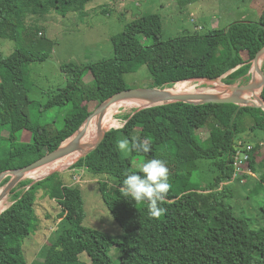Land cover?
Segmentation results:
<instances>
[{
	"label": "trees",
	"instance_id": "obj_1",
	"mask_svg": "<svg viewBox=\"0 0 264 264\" xmlns=\"http://www.w3.org/2000/svg\"><path fill=\"white\" fill-rule=\"evenodd\" d=\"M92 1L0 0V38L18 45L11 55H0V174L36 162L73 137L91 114L83 105L88 98L101 96L103 103L129 89L123 62L143 57L144 65L161 72L163 84L152 87L172 88L182 81L207 78H223L226 85H234L251 79L252 64L244 59L242 49L255 47L258 53L264 48V11L256 22L243 20L206 34L186 33L167 40L162 16L144 15L112 38V58L65 63L61 66L65 83L45 92L44 100L32 98L30 66L46 61L54 43L46 36L38 38L37 26H28L26 19L52 12L66 16ZM89 72L93 81L86 87L83 79ZM261 95L264 99V88ZM52 110H56L53 122L44 124L43 114ZM122 119L126 121L122 128L109 131L98 149L74 164L102 177L97 187L122 232L112 235L86 226L83 189L65 184L60 173L38 182L25 180L11 194L17 188L24 190L0 215V264H29L24 243L40 223V198L60 206L59 218L67 226L35 264H115L111 255L115 246L121 250V264H264V239L254 237L228 198L229 184L239 177L243 182L257 178L262 170L259 179L253 178L249 197L259 206L264 222V111L234 104L178 102L152 107L137 119L129 115ZM24 130L30 132L28 142L22 139ZM199 130L206 131L207 137ZM124 138L130 146L133 141H146L150 151L134 150L126 157L117 148ZM169 142L176 144L175 153L166 149ZM239 142L252 146L248 162L244 161L251 173H236L235 156L244 151ZM151 159L166 162L171 183L160 205L166 212L159 218L148 215L146 202L125 199L116 186L126 174L141 173L142 165ZM201 173L204 176L199 178ZM188 174V179L183 177ZM83 254L89 263L80 260Z\"/></svg>",
	"mask_w": 264,
	"mask_h": 264
},
{
	"label": "rangeland",
	"instance_id": "obj_2",
	"mask_svg": "<svg viewBox=\"0 0 264 264\" xmlns=\"http://www.w3.org/2000/svg\"><path fill=\"white\" fill-rule=\"evenodd\" d=\"M263 11L264 0L257 2L254 8L250 7V0H94L88 3L85 9L70 12L66 16L58 15L55 12L45 16H40V13L38 15H29L26 23L28 26H37L36 28L39 31L38 38L46 36L54 43L53 52L46 61L32 63L30 66L31 80L34 84L32 98L44 100L45 92L65 83L67 76L62 71L61 66L63 64L69 62L80 65L98 63L112 58L114 55L112 38L121 33L127 24L141 16L150 14L161 15L163 18L164 40H167L186 33L198 32L206 34L214 29L228 28L232 23L243 20L256 22L259 21ZM244 16L246 17L244 18ZM195 26L202 28V30H195ZM29 34L30 32L26 35ZM17 46V43L10 39L0 38V55H11L15 52ZM257 51V48H249V46L242 49V56L252 64L249 72L251 80H255L253 62ZM144 61V58L141 57L136 62L122 63V71L125 74L129 89L151 88L155 83L158 85H161L160 83L163 84V74L161 72L154 73L148 66L144 65ZM263 66L264 57L260 58L259 61V68L263 70ZM222 79L218 78L216 81L206 79L186 81H190L191 91L229 95L230 93L226 89L230 85H226ZM92 81L93 76L89 72L84 77L83 82L86 87H90ZM256 81H262L259 73ZM179 83L167 89L177 90ZM245 84L247 83H237L234 86ZM259 92L261 95V90ZM101 103V96H94L88 98L83 105L87 111L93 113ZM151 108L146 107L145 104L135 103L133 106L124 105L120 108H113L116 114L115 126L108 130L122 128L126 124V121L122 118L127 115L137 119L141 113L151 111ZM35 112L38 113L37 111ZM55 115L56 110L44 113L42 122L44 124L52 123ZM137 124L138 127H141L139 122ZM13 127L20 128L21 125ZM198 134L203 138L208 135L203 130H199ZM21 135L23 141L28 142L30 140L29 131L24 130ZM165 147L172 153L177 150V146L173 142L166 143ZM123 154L129 158L131 156V152L123 151ZM76 162L77 160L48 175L58 172L61 174L65 184L81 186L87 211L86 226L102 231L106 230L112 235L120 234L122 232L121 227L104 204L101 192L97 187L98 181L102 177L92 176L85 173L84 170H78L74 167ZM261 172L262 170L256 174L258 179ZM203 173L199 175V178ZM183 177L188 179L190 174ZM195 177H198V174ZM41 178H28L25 180L37 181ZM124 178L116 186L121 187ZM253 178L247 177L245 179L246 182H243L244 178L241 177L240 179L242 180H236L229 184L231 193L228 198L231 199L229 200L234 208L235 215L247 221L254 237L264 239V222L260 208L258 205L256 207L253 200L249 197V194L254 189V179H257ZM197 180L199 179L197 178ZM4 186L0 184V189L2 190ZM22 190L24 188H17L15 193L10 195L12 203ZM60 211V206L54 200L48 198H40L38 200L37 212L40 217V223L36 232H32L24 243V250L29 264L42 261L51 242L67 226L65 220L59 218ZM111 255L115 264H121V250L119 247H113ZM80 260L86 263L90 262L87 254L81 255Z\"/></svg>",
	"mask_w": 264,
	"mask_h": 264
},
{
	"label": "water",
	"instance_id": "obj_3",
	"mask_svg": "<svg viewBox=\"0 0 264 264\" xmlns=\"http://www.w3.org/2000/svg\"><path fill=\"white\" fill-rule=\"evenodd\" d=\"M264 57V48H262L254 58L253 66L258 68V73L262 77V81L251 80L245 85H230L226 89L229 95L212 93V92H195L174 94L167 88H134L120 91L103 103H101L97 109L91 113L80 129L70 139L64 141L56 150L46 154L36 162L19 169L5 171L0 174V184H2L7 178H10L9 182L3 187L0 193V204L4 202L13 192V190L25 179V176L46 164L55 162L65 157L71 156L75 153L80 154L78 160L87 157L93 151L99 148V146L105 140L108 129L100 128L98 135L94 141L90 144H83L82 141L86 137V132L90 122L97 118L98 123L101 124L105 118L108 109L116 103L124 101H139L143 102L146 107H156L169 103H188L193 105H205V104H234L240 107H253L264 111V99L262 95L259 97L256 95L257 90L264 88V71L258 67L260 58ZM209 81H216L215 78H207ZM77 160V161H78ZM49 176V175H48ZM47 177V176H46ZM45 177V178H46ZM41 178L35 182L41 181ZM13 203L10 205L12 206ZM9 206V207H10ZM7 207L6 210L9 208ZM5 211V210H4ZM1 215V214H0Z\"/></svg>",
	"mask_w": 264,
	"mask_h": 264
},
{
	"label": "clouds",
	"instance_id": "obj_4",
	"mask_svg": "<svg viewBox=\"0 0 264 264\" xmlns=\"http://www.w3.org/2000/svg\"><path fill=\"white\" fill-rule=\"evenodd\" d=\"M117 148L124 152L139 151L148 153L149 143L146 141H133L129 146L127 139H121ZM171 188L169 169L166 162L160 159H151L141 167V173L126 174L122 181L120 191L125 199L134 203H147L148 215L159 218L166 212L160 205L166 200Z\"/></svg>",
	"mask_w": 264,
	"mask_h": 264
},
{
	"label": "bare ground",
	"instance_id": "obj_5",
	"mask_svg": "<svg viewBox=\"0 0 264 264\" xmlns=\"http://www.w3.org/2000/svg\"><path fill=\"white\" fill-rule=\"evenodd\" d=\"M258 67H259V65H258ZM257 71H258V68L254 67V74H255L254 76H255V79L258 80V72ZM176 89L177 90H171L170 89L169 91L171 93H174V94H184V93H194L195 92V91H191L190 81L180 82L178 84V88H176ZM256 95L258 97L260 96L259 90L256 91ZM134 103L144 105L143 102H139V101H124V102L116 103L108 109L106 116L102 120L101 124L98 123L97 118H94L88 126V129L86 132V137L84 138L82 143L83 144H90L92 141H94L98 135V131L100 128L111 129L112 127L115 126L114 120H115L116 114H115V111L113 108H115V109L120 108L121 106H124V105H126V106L132 105L133 106ZM79 155L80 154L75 153L71 156L65 157L63 159L57 160V161L49 163V164H46L40 168H37V169L29 172L25 176V179H28V178L38 179V178H41L43 176H46V175L52 173L53 171H55L59 168L66 167L69 164L74 163V161L78 160ZM1 191L2 190L0 189V193H1ZM11 204H12V199L9 196L4 202H2L0 204V214H2L4 212V210H6V208L9 207Z\"/></svg>",
	"mask_w": 264,
	"mask_h": 264
},
{
	"label": "built area",
	"instance_id": "obj_6",
	"mask_svg": "<svg viewBox=\"0 0 264 264\" xmlns=\"http://www.w3.org/2000/svg\"><path fill=\"white\" fill-rule=\"evenodd\" d=\"M137 5L140 6V4L138 3ZM197 30H201V28H197ZM239 146L241 147V149H244V151L242 150L238 151L235 156L236 173H251L248 167L245 166L244 161L248 162L249 160L248 152L252 150V146L248 145L247 147H244L242 146V142H239Z\"/></svg>",
	"mask_w": 264,
	"mask_h": 264
},
{
	"label": "crops",
	"instance_id": "obj_7",
	"mask_svg": "<svg viewBox=\"0 0 264 264\" xmlns=\"http://www.w3.org/2000/svg\"><path fill=\"white\" fill-rule=\"evenodd\" d=\"M260 1H262V0H250V7L251 8H254V5L257 3V2H260ZM246 16H244V18H245ZM197 26H195V30H197ZM200 28V27H199ZM201 30H202V28H201ZM201 80H204V79H201Z\"/></svg>",
	"mask_w": 264,
	"mask_h": 264
}]
</instances>
